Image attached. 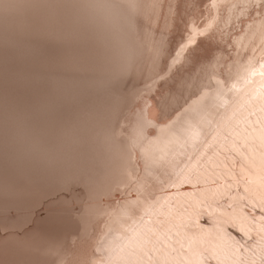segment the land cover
<instances>
[{
    "label": "rangeland",
    "instance_id": "374dc122",
    "mask_svg": "<svg viewBox=\"0 0 264 264\" xmlns=\"http://www.w3.org/2000/svg\"><path fill=\"white\" fill-rule=\"evenodd\" d=\"M139 1L0 0V264H264V0Z\"/></svg>",
    "mask_w": 264,
    "mask_h": 264
},
{
    "label": "bare ground",
    "instance_id": "6f19581e",
    "mask_svg": "<svg viewBox=\"0 0 264 264\" xmlns=\"http://www.w3.org/2000/svg\"><path fill=\"white\" fill-rule=\"evenodd\" d=\"M9 1V0H8ZM13 1V0H12ZM23 1V0H22ZM109 1V0H108ZM113 1V0H112ZM142 2H144V3H146V4H149V3H153L152 4V7L154 8V10H155V15H156V13H157V9H158V7H159V4H157V0H141ZM141 1H139V2H141ZM230 1H232V0H212V2H211V4H212V9H213V16H214V20H213V23H215L216 21H221L225 16H226V14H227V7H228V5H230ZM1 3V2H0ZM13 3H15V2H13ZM18 3V2H17ZM138 2H136V4H137ZM104 4V3H103ZM1 5V4H0ZM3 5V4H2ZM15 5V4H14ZM89 5V4H88ZM99 5V4H98ZM131 5V4H130ZM3 6H5V5H3ZM8 6V5H7ZM13 6V5H12ZM116 6V5H115ZM1 7V6H0ZM135 7V6H134ZM151 7V6H150ZM168 10H171V5L169 4L168 6ZM96 8V7H95ZM105 8V7H104ZM139 8V7H138ZM142 8H144V7H142ZM235 8V7H234ZM102 9V8H101ZM7 10V9H6ZM8 11V10H7ZM133 11V10H132ZM13 12V11H12ZM99 12V11H98ZM141 12V11H140ZM134 13H137V12H135L134 11ZM140 14V13H139ZM9 15V14H8ZM105 15H107V14H105ZM109 15V14H108ZM25 16V15H24ZM100 16V15H99ZM18 19V18H17ZM210 19V18H209ZM258 19V18H257ZM108 20V19H107ZM154 20H155V17H154ZM4 21V20H3ZM2 21V22H3ZM262 21V20H261ZM6 22V21H5ZM13 22V21H12ZM7 24V23H6ZM7 26V25H6ZM12 26V25H11ZM192 26H195L194 24L192 25ZM9 27H10V25H9ZM213 27V26H212ZM215 27V26H214ZM195 28H198V27H196L195 26ZM16 29V28H15ZM18 30V29H17ZM21 30V29H20ZM264 30V29H263ZM27 33V32H26ZM15 34V33H14ZM101 34V33H100ZM261 34V33H260ZM12 35V34H11ZM17 35V34H16ZM16 37V36H15ZM22 37V36H21ZM253 39V38H252ZM16 42V41H15ZM259 42V41H258ZM13 43V42H12ZM30 44H31V42H30ZM17 45V44H16ZM20 45V44H19ZM24 45V44H23ZM152 45V44H151ZM5 47H6V45H5ZM15 47V46H14ZM29 47H31V46H28V48ZM40 47V46H39ZM264 48V47H263ZM3 49V48H2ZM178 49V48H177ZM258 49V48H257ZM25 50V49H24ZM32 50V49H31ZM35 50H36V48H35ZM93 50H94V48H93ZM14 51V50H13ZM29 52H30V49H29ZM23 53V52H22ZM252 53V52H251ZM158 54V53H157ZM21 55V54H20ZM30 55V54H29ZM99 55V54H98ZM27 57V56H26ZM88 57V56H87ZM126 58V57H125ZM147 59V58H146ZM146 59H144V60H146ZM30 60V59H29ZM99 60V59H98ZM101 60V59H100ZM100 60H99V62H100ZM124 61H125V59H123ZM122 60V61H123ZM130 60V59H129ZM104 61V60H103ZM147 61V60H146ZM149 61V60H148ZM89 62V61H88ZM98 62V61H97ZM131 62V61H130ZM133 62V61H132ZM150 62V61H149ZM152 62V61H151ZM172 62V61H171ZM35 63V62H34ZM90 63V62H89ZM101 63V62H100ZM105 63V62H104ZM125 63V62H124ZM26 64V63H25ZM50 64V63H49ZM88 64V63H87ZM119 64V63H118ZM120 64H121V62H120ZM119 64V65H120ZM129 64V63H128ZM97 65H99V64H97ZM122 65V64H121ZM24 66V65H23ZM89 66V65H88ZM125 66V65H124ZM103 67H105V66H103ZM118 68V67H117ZM120 68H121V66H120ZM47 69V68H46ZM98 69V68H97ZM104 69V68H103ZM102 69V71H104ZM105 69H107V68H105ZM125 69V68H124ZM127 69V68H126ZM76 70H77V68H76ZM93 70V69H92ZM91 70V71H92ZM100 70V69H99ZM117 70V69H116ZM122 70H123V68H122ZM238 70H239V68H238ZM101 71V70H100ZM89 72H90V70H89ZM88 72V73H89ZM99 72V71H98ZM97 72V73H98ZM242 73L241 72V69H240V71H238L237 72V74L238 73ZM91 73V72H90ZM239 73V74H240ZM84 74V73H83ZM98 74H100V73H98ZM101 74H102V72H101ZM100 74V75H101ZM106 74V73H105ZM90 75V74H89ZM104 75V74H103ZM108 75V74H107ZM255 75H260L259 74V72H258V74H255ZM263 75V74H262ZM262 75H260V76H257V77H253V80H251L250 81V83H251V85L252 86H262L261 84H262V82L264 83V80L262 79H259ZM124 76V75H123ZM92 77V76H91ZM96 77V76H95ZM118 77V76H117ZM35 78V77H34ZM88 78V77H87ZM90 78V77H89ZM97 78V77H96ZM99 78V77H98ZM100 78H102V77H100ZM99 78V79H100ZM251 78V77H250ZM27 79V78H26ZM26 79H23V80H26ZM86 79V78H85ZM22 80V81H23ZM29 80H31V79H29ZM87 80V79H86ZM90 80V79H89ZM92 80V79H91ZM105 80L107 81V79H105L104 78V81L102 82V83H104L105 82ZM9 81H11V80H9ZM79 81H81V80H79ZM99 81V80H98ZM113 81V80H112ZM116 81V80H115ZM249 81V80H248ZM262 81V82H261ZM7 82H8V79H7ZM52 82V81H51ZM63 82H65V80L63 81ZM92 82H93V80H92ZM27 83H28V81H27ZM32 83V82H31ZM43 83H45V82H43ZM91 83V82H90ZM95 83V82H94ZM98 83V82H97ZM97 83H95V87H96V85H97ZM101 83V84H102ZM106 83V82H105ZM110 83V82H109ZM122 83V82H121ZM23 84V83H22ZM47 84V83H46ZM79 84V83H78ZM88 84V83H87ZM107 84V86H109L108 85V82L106 83ZM247 84H249V82H247ZM21 85V84H20ZM27 85H30V84H27ZM112 85H113V83H112ZM34 86V85H33ZM36 86V85H35ZM44 86V85H43ZM50 85H48V87H49ZM65 86H66V84H63V87L60 85V84H58V82H52V87L51 88H49V89H47V90H45V91H39L35 96H33V95H31V96H33V97H29V96H22V99L21 100H18V101H15V102H8L7 100H6V97L4 98V99H2L1 97V101H0V103H1V105L3 104V103H5V105L4 106H7V104H9L8 105V107H10V105H12V106H15V107H18V108H22V110H17V111H15V112H13L12 110V115H14V116H16L17 117V121L15 122V125L13 126V129L14 128H16V127H18V129L19 128H23V127H27V126H29V125H31L32 123H34V122H36V121H38L39 120V118H40V116H41V111H42V109L43 108H47V107H49V108H53V110L54 111H57L58 109H59V106H58V104L57 103H55V102H53L52 100L50 101V102H48L49 104L48 105H43V103H41V101L40 100H38V99H36V96L37 95H40V94H47V95H49V96H52V97H55V98H61L62 97V95H64L63 94V92H64V89H65ZM83 86V85H82ZM101 86V85H100ZM121 86V85H120ZM28 86H26V88H27ZM38 87V86H37ZM88 87V86H87ZM110 87V86H109ZM109 87H107V89L109 88ZM118 87V86H117ZM117 87H114V89L116 90V88ZM123 87V86H122ZM263 87V86H262ZM29 88H30V86H29ZM28 88V89H29ZM97 88V87H96ZM2 89V88H1ZM8 89V88H7ZM37 89V88H36ZM98 90V89H97ZM109 90V89H108ZM117 90H120V88L118 87V89ZM123 90V89H122ZM263 90H264V87H263ZM12 91H13V89H12ZM11 91V92H12ZM34 91H36V90H34ZM99 91V90H98ZM97 91V92H98ZM102 92H104V91H102ZM107 93H111L110 91L109 92H107ZM68 94H71V96H70V102H71V98L75 95V93L74 92H70V93H68ZM93 94V93H92ZM95 94V93H94ZM97 94V93H96ZM46 95V96H47ZM99 96L100 95H103V94H100V92H99V94H98ZM2 96V95H1ZM21 96V95H20ZM97 96V95H96ZM99 96H97V97H99ZM3 97V96H2ZM104 97V100L106 99L105 98V96H103ZM102 96H101V98H103ZM107 98H108V96H107ZM6 100V101H5ZM46 101V100H45ZM106 102V101H105ZM154 103V102H153ZM11 106V107H12ZM45 106V107H44ZM152 106V109L150 108ZM149 108H148V110L149 109H151L150 110V112L152 111L153 112V114H155V117H156V119H158L157 118V116H158V109H156V107H155V103H154V105L152 104ZM1 107H3V106H1ZM10 107V108H11ZM161 108V107H160ZM5 108H3V110H4ZM8 109V108H7ZM0 110H1V108H0ZM10 110V109H9ZM147 110V111H148ZM6 111V109L3 111V112H5ZM7 112V111H6ZM5 112V114H6V116H7V114L8 113H6ZM149 112V111H148ZM149 112V113H150ZM1 113L2 112H0V115H1ZM148 113V114H149ZM4 114V113H3ZM1 115L0 117H3L4 115ZM11 115V116H12ZM150 115V114H149ZM148 115V116H149ZM8 117V116H7ZM9 117H10V114H9ZM150 117V116H149ZM4 118H6L5 116L3 117V119ZM13 118V117H12ZM2 119V120H3ZM7 119V118H6ZM3 121H5V119L3 120ZM3 121H2V123H3ZM157 121V120H156ZM163 121V120H162ZM159 122V121H158ZM161 122V121H160ZM164 123V122H163ZM3 125V124H2ZM5 125V124H4ZM4 125L1 127V128H4ZM167 127V124H161L160 125V128H162V129H165ZM5 129H7V127L5 126ZM3 130V129H2ZM150 134H152V133H150ZM149 158H152V154H149ZM140 167H141V165H140ZM141 170V169H140ZM122 179V177L120 176V175H117L116 177H114V181H120ZM139 183V182H138ZM99 186H101V187H103V188H106L107 186H108V181L106 182V181H102V179L99 181ZM199 187V186H198ZM182 189H184V188H182ZM186 189V188H185ZM16 192V191H15ZM14 192V193H15ZM135 196V195H134ZM16 197H18V198H20L21 200L23 199V193H21V192H19V191H17V193H16ZM19 199V200H20ZM22 201H24V200H22ZM127 201H123L122 203H121V206H123V204H125ZM121 206H118V208H120ZM1 207V206H0ZM59 208H61L60 206H59ZM18 210L19 209H23L22 208V204H20V206L17 208ZM16 209V210H17ZM117 209V208H116ZM59 211V210H58ZM118 215V214H117ZM15 216L16 217H18L19 218V220H18V222H17V224H15L14 226H10V225H8V226H6V227H4V229H1L2 230V233H0V237H12V238H14V240L16 241V243L18 244V245H20V246H22L24 243V240H25V233H26V231L27 230H25V231H21V232H19L18 230H15L16 228H19V227H21V226H23L24 225V223L22 222V219H21V217H20V214L19 213H15ZM46 216V215H45ZM123 216V215H122ZM134 217V216H133ZM13 218V217H12ZM117 218V217H116ZM6 220H7V218H6ZM132 220V219H131ZM122 223V222H121ZM108 224V223H107ZM106 224V225H107ZM128 224V223H127ZM75 225V224H74ZM73 225V226H74ZM109 225H111V222H110V224H108V226ZM120 225V224H119ZM5 229H7V231L5 230ZM39 229H41V228H39ZM107 229V228H106ZM230 229V228H229ZM3 231H4V233H3ZM6 231V232H5ZM29 231V230H28ZM114 232V231H113ZM116 232V231H115ZM119 233H121L120 231H118ZM147 232H149V230H147ZM77 233V232H76ZM124 233V232H123ZM58 234V233H57ZM69 235V234H68ZM71 235V234H70ZM139 235H140V233H139ZM4 240V239H3ZM107 241V240H106ZM125 241H127L128 242V238L126 237L125 238ZM8 242V241H7ZM26 242H27V240H26ZM109 242V241H108ZM123 242V241H122ZM129 245H130V243H129ZM1 246V245H0ZM99 246L101 247V246H103V244L102 243H99ZM121 245H119V247H120ZM131 246V245H130ZM105 247V246H104ZM107 247V246H106ZM105 247V248H106ZM116 247H117V245H116ZM113 248V247H112ZM13 249V248H12ZM107 249V248H106ZM105 249V250H106ZM118 249H121V248H118ZM138 249V248H137ZM23 251V250H22ZM111 251V250H110ZM114 251V250H113ZM116 252V250L114 251V253ZM136 252V251H135ZM23 253V252H22ZM33 253V252H32ZM75 253V252H74ZM2 254V253H1ZM26 254V253H25ZM113 254V253H112ZM121 256L123 257V258H126L125 259V261L123 262L122 261V259L120 260L121 262H119L120 264H132L131 262V260L134 258V257H136V254L132 251V250H126V249H124V250H121ZM2 257V256H1ZM13 257H15V256H13ZM49 257V256H48ZM106 257V256H105ZM109 257V256H108ZM107 257V258H108ZM6 258V257H5ZM29 258V257H28ZM42 259V258H41ZM130 260V261H129ZM77 261V260H76ZM118 262V261H117ZM23 263V262H22ZM37 263V262H36ZM48 263V262H47ZM78 263V262H77ZM107 262H104V264H106ZM5 264V263H4Z\"/></svg>",
    "mask_w": 264,
    "mask_h": 264
}]
</instances>
